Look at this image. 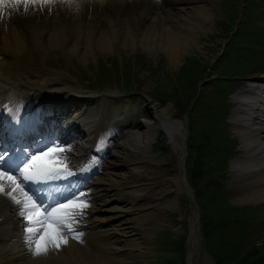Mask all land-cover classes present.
Segmentation results:
<instances>
[{"label": "bare ground", "instance_id": "1", "mask_svg": "<svg viewBox=\"0 0 264 264\" xmlns=\"http://www.w3.org/2000/svg\"><path fill=\"white\" fill-rule=\"evenodd\" d=\"M216 2L79 0L77 10L75 4L69 7L57 0L43 11L36 5L28 14L5 9L0 16V117H4L8 106L11 110L7 118L21 113L28 120L46 110L74 108L71 116L61 120L74 127L82 122L89 133L84 145L79 142L73 152H64L69 168L75 170L81 163L88 179L64 203L86 193L90 207L82 219L77 218L82 242L70 237L61 249L33 257L25 247L22 221L15 206L0 196V216L6 219L1 227L7 228L1 235L0 264H135L134 260L143 254L139 232L150 236L155 226L165 224L162 214L175 209L177 199L186 193L180 169L171 178L173 185L154 179L160 156L150 151L153 138L161 132L174 149H179V139L184 137L185 125L173 120L168 108L148 103L146 117L136 111L107 124L105 103L115 99L113 93L102 94L94 111L90 106L95 99L82 97L78 86L61 72L39 68L34 63L35 55L46 59L60 53L87 63L100 55L143 48L149 56L163 51L168 62L175 64L190 47L198 48L199 33L204 35L212 29ZM237 98L233 125L240 136L242 158L231 166L237 174L235 181L242 186L240 200L259 202L264 200V97L247 89ZM121 128L139 129L141 135L120 142L123 136L115 132ZM78 131L68 130L65 136L75 138ZM90 138L93 140L88 143ZM94 144L96 150L91 152ZM5 190H11L7 183ZM171 191L176 194L173 200L156 201L153 207L146 205L153 196ZM14 195L22 196L19 192ZM188 215V264H197V214L191 207Z\"/></svg>", "mask_w": 264, "mask_h": 264}, {"label": "rangeland", "instance_id": "2", "mask_svg": "<svg viewBox=\"0 0 264 264\" xmlns=\"http://www.w3.org/2000/svg\"><path fill=\"white\" fill-rule=\"evenodd\" d=\"M217 1L218 2L215 3V12L213 13L212 29L204 35L199 33V36L197 37L198 48L194 49L190 47L175 64H170L168 62L165 52L160 51L154 54V56H149L143 48H138L130 52L120 51L110 55H100L94 59H90L87 63L80 62L78 57L73 55L65 56L57 53L54 55H48L45 59L40 58L39 55L36 54L34 57V63L41 69L44 68L50 72H61L69 81L78 86L82 97H91L95 99V103L90 106V109L95 111L99 107L100 96L106 92L113 93L115 99L108 100L105 103V111L107 113L105 120L107 124H111L114 121H120L125 113L133 114L136 111H142V115L146 117V105L149 103L156 107L168 108L172 119L179 120L186 126V141L189 142L187 128L188 120L185 118L186 116H183L181 113L179 104L174 101L169 102L166 100L167 98L164 95V89L166 85L169 84L168 82H170L171 89L173 91L174 89L176 90L173 76L174 74L177 75L178 71L180 72L178 78L182 79L183 75H186V73H183V70H181V67L188 58L197 57L202 62L214 64H217L222 58L220 55L226 43L227 33L235 30L238 22L237 19H240L241 16L239 18V14L233 13L238 0ZM246 1L249 4V1L251 0ZM252 14L253 15L250 16L253 18L254 27H256V29H253L264 34V0H259V5L254 9ZM238 41L239 39L237 38L236 42ZM232 51L234 50L228 48L227 53L229 54V59H224L219 64L220 66L218 68H215V70L214 68L211 69L207 74L203 81V86L199 88L203 93L210 92L212 87L216 85L217 82H214L213 84V81H215L213 79L219 74L221 67L233 62V56L237 55V53ZM260 61H262V67L264 68V57ZM245 73L248 78L242 79L236 83L234 87L229 90L230 94L226 95L224 93V95L219 94L217 97H207L204 99L196 109L192 110L194 113L191 119H193V122H197V126L200 127L198 129L199 132L203 131L202 133L205 134L210 131H214V134L222 132V135L216 137L215 139L217 140L215 141H218V139L222 140L221 142L224 146H230L227 149L231 151L227 155V161L222 164H219L217 159L214 161L208 160L206 167L210 166V168L204 173L200 180V184H203L208 178L214 177L222 186V191L219 193L220 196H225L220 198L214 204L212 209L211 205H207V211L211 214L206 219V223L216 224L223 222L225 216H227L226 219L233 218L231 215L232 211H230L231 206H235V208L237 207L236 210L238 208L247 210L255 206L259 207V209L256 210V215H258L256 220L258 221L248 225H242L239 223L232 224L230 227H225L220 232H216V234L211 236L208 241L203 238L202 230L200 229V237L198 238L199 260L197 264H215L209 257L208 253L212 251H219L222 254L229 256H231L230 254L232 253L238 255L242 250L239 246L246 245V241L244 240L246 235H250L252 238L264 236V204L258 206V202L240 200L242 186L235 181L237 174L236 172H233L231 168L233 161L242 158L240 136L233 125L235 120L233 113L239 106L237 95L241 91L249 90L250 88L253 90L256 87H259L260 84H256L254 81L258 78H261V80L264 78V74L259 75L257 73V67L255 66L246 69ZM133 76L136 77V85L134 89L127 87L128 82H131ZM121 77H123V84L118 82L121 80ZM189 78H191V76ZM128 91H134L135 93L126 95L125 93ZM218 101L224 102L223 106H221L223 108L221 113L217 112V110H213V108L215 109V107H218V103L215 104ZM214 119L217 122L213 125L210 124V121ZM117 133L125 135V138H127V135H129L128 138L130 136L139 137L141 135L139 129H124L123 131L119 130ZM198 139L199 138H197V140ZM197 140H191L194 149L190 152V157L188 156V159L189 161L194 159L195 162L192 164L189 163L188 167L186 166L188 169L186 180L187 177L193 176L197 160L199 158L203 160L201 155V144H198ZM204 141L205 140L203 139V142ZM120 142H125V140L123 139ZM181 142L182 140L179 139L180 144ZM150 151L152 154L160 156L157 174L154 177L155 182L164 181L166 185H173L171 178L174 177L175 169L177 170L179 151L168 144L166 136L161 132L153 138ZM221 171L223 173L222 176L220 175ZM189 189L193 193V190L190 187ZM175 197V192L171 191L162 196H153L145 203L146 205L153 207L156 201L164 202L165 200H173ZM225 200L229 205L224 207L223 210H218L217 208H220L222 202ZM189 206L186 195L182 194L177 199L175 209L162 214L165 224L155 226V230L150 236L147 234L143 235L142 231L139 232V237H141L140 242L144 244L142 245L141 250L143 254L139 256V259L137 258L134 260L135 264H159L160 262L166 264V261H173L174 264L186 263L188 260L187 246L189 244L188 235L190 228L188 215ZM199 224H201L200 221ZM232 233L240 234L242 240H235L234 243H237L238 246L233 244V246H230L229 249L226 250L225 248H227V246L224 247L220 244L227 243L229 246V241H231L232 237H237ZM182 236L187 239V242ZM172 240L175 242L184 240L183 247L187 250V253L185 252V254L181 256L182 252L174 249V245L169 247L167 244Z\"/></svg>", "mask_w": 264, "mask_h": 264}, {"label": "snow or ice", "instance_id": "3", "mask_svg": "<svg viewBox=\"0 0 264 264\" xmlns=\"http://www.w3.org/2000/svg\"><path fill=\"white\" fill-rule=\"evenodd\" d=\"M57 0H0V16L9 13H30L34 6L39 5L40 10ZM59 3L71 7L76 5L79 9V0H59ZM56 152L58 159L53 157ZM6 152H0V196L6 197L15 206L17 216L21 218L25 247L33 257L47 255L50 250H59L68 244L69 238L82 242V233L77 231L78 219L86 215L85 210L90 207V197L86 193H80L67 203L60 204L57 208L44 209L46 215L40 213V205L33 195L25 191L24 183L46 182L56 178H67L73 174L67 163L64 149L39 150L25 159L21 168H18V176L11 174L10 166L6 167ZM51 158V159H49ZM62 164V167L56 166ZM5 183L11 189L5 190ZM21 193L18 197L14 193ZM46 226V227H45Z\"/></svg>", "mask_w": 264, "mask_h": 264}, {"label": "trees", "instance_id": "4", "mask_svg": "<svg viewBox=\"0 0 264 264\" xmlns=\"http://www.w3.org/2000/svg\"><path fill=\"white\" fill-rule=\"evenodd\" d=\"M189 68L192 70V72L194 73H205L206 70H207V67L205 66H201L200 64L198 63H191L189 65ZM181 70H183V72H186V68L185 67H182ZM180 74V73H179ZM189 76H191L192 80H194L193 82H188L186 83V79L183 75V78L180 79L178 78V76H176V82L177 84L179 85V94H180V97L179 99L176 100L175 103L179 104L180 106V111L181 113H184L189 105V102L191 101V99H189L188 97H191L193 99L192 96H189V91L191 90V86L192 84L196 83V79L195 77L192 75V74H189ZM218 83V82H217ZM196 85L194 86V88H192L194 91H195V88H196ZM226 85L224 84H217L215 86V93L214 95H218V93L221 92V88L225 87ZM196 95L194 96V99H195ZM176 99V97H174ZM173 98V99H174ZM205 98L204 95L200 94L196 101H195V104L194 106L199 102L201 101V99ZM185 99V100H184ZM193 99V100H194ZM191 128L194 130V131H197L196 130V127L192 126L191 125ZM217 137L216 134L212 133L211 135L209 134H203L201 136L202 139H204L205 141L204 142H201V155H202V158L205 159L207 158L208 156H212L213 158L217 157V156H220L221 157V161H223V156H224V153H226V148H223L221 147L219 144L216 145V141L217 139H215ZM189 150L193 148V145L191 143H189ZM204 163L202 161V163L197 166V168L195 169V173L193 175V178L194 180H197L199 179V176L201 174L204 173V171L206 170V168L203 167ZM210 182H208L207 184H205L202 188H199V190L196 192L197 194V198L198 200L200 201L202 207L204 209L207 208V205L208 203L213 199L214 197V194L216 191L219 190L220 187V184L216 182V180L214 179H211L209 180ZM196 182L193 181V185H195ZM236 221L238 222V218H236ZM225 224H222V223H216V224H210V223H207L206 224V232H205V237H208L209 234H210V228H215L217 230H222V228H224ZM169 247L171 245H174V249L182 252V249H183V241H177L175 243H173V241H171L170 243L167 244ZM227 247H228V244H227ZM257 252V251H256ZM255 253V252H254ZM182 256V255H181ZM166 264H174L173 261H167ZM239 264H264V257L261 258L260 260H248V261H243Z\"/></svg>", "mask_w": 264, "mask_h": 264}]
</instances>
